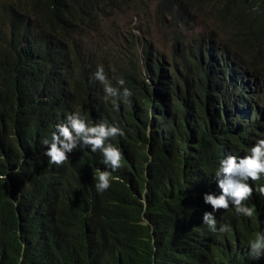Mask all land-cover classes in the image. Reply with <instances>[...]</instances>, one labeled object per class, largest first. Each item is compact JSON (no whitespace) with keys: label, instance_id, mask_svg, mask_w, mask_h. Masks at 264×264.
<instances>
[{"label":"trees","instance_id":"16d2710c","mask_svg":"<svg viewBox=\"0 0 264 264\" xmlns=\"http://www.w3.org/2000/svg\"><path fill=\"white\" fill-rule=\"evenodd\" d=\"M172 3L159 9L173 16ZM117 4L0 0V264H264L245 250L264 239V195L246 221L218 215L210 193L228 149L264 162L251 145L264 133V39L235 24L226 43L183 37L168 74L139 35L116 33L104 60L81 42ZM98 122L119 126L118 146ZM70 133L90 149L50 166L44 151ZM103 164L120 180L85 193Z\"/></svg>","mask_w":264,"mask_h":264},{"label":"clouds","instance_id":"9594fccd","mask_svg":"<svg viewBox=\"0 0 264 264\" xmlns=\"http://www.w3.org/2000/svg\"><path fill=\"white\" fill-rule=\"evenodd\" d=\"M178 6L171 4L174 7H184L186 9L188 4H192L199 8L197 0H177ZM214 3L216 9V17L224 29H213L212 33L219 41L229 42L234 36L232 27L236 26L240 37L243 40L254 41L255 39H264V0H206ZM218 12L230 15L233 22H230L227 17L221 16ZM207 36L196 37L197 40L207 38ZM233 41V40H231ZM215 49L220 51L219 45H215ZM241 52L240 50H235ZM243 52V51H242ZM244 53V52H243ZM117 90L118 88L115 87ZM106 93L115 94L112 87L106 89ZM145 117V116H143ZM77 118L71 117L70 119ZM125 122V121H124ZM126 123V122H125ZM98 128L104 129L111 133H119L112 139V146H118L117 140L121 134V129L117 124H108L106 122H98ZM131 126L126 125L124 132L130 131ZM261 132L258 130L251 138L253 141ZM72 133L66 136L63 143L54 147L51 151H44L48 153V163L50 166L59 168L69 162L71 157L80 151L90 149L89 146L81 140L73 137ZM150 137V135H148ZM91 140L94 142V135L91 134ZM95 143L105 147L106 141L100 136H97ZM255 148L264 147V133L259 135L251 144ZM228 149V148H227ZM90 151V150H89ZM227 158L224 159V165L228 168L220 170L216 178L211 181V194L213 195L212 203L221 208L216 213L221 215L223 212L232 211L240 218H249L254 213V202L259 200L264 195V162L257 164L253 152L243 154L239 150H233L230 153L226 151ZM231 155V156H230ZM246 157V160L241 158ZM102 170L93 175L89 179L84 189L85 193L90 195H98L102 193L103 197L107 191L113 186L116 181L120 180L118 175L119 170L111 164H103ZM89 181L93 182V186ZM98 192V193H97ZM216 194V196H215ZM91 200V198H89ZM218 220V219H217ZM222 226V225H221ZM229 243V242H223ZM232 246L237 243H230ZM237 248H240L237 244ZM246 251L252 252L256 258L264 253V239L253 243L251 241L245 248Z\"/></svg>","mask_w":264,"mask_h":264},{"label":"rangeland","instance_id":"374dc122","mask_svg":"<svg viewBox=\"0 0 264 264\" xmlns=\"http://www.w3.org/2000/svg\"><path fill=\"white\" fill-rule=\"evenodd\" d=\"M161 1L118 0L117 8L110 12L109 17L85 34V39L81 42L85 51L105 60L110 37L116 36V33L125 36L131 32L146 41L155 55L159 53L163 67L167 68V73L170 74L174 72L171 63L181 58L179 50H174L178 40L184 37L186 41H190L199 36H207L213 29H224L216 17L212 2L197 0L199 8L192 4H188L186 9L174 7L171 16L159 9ZM250 83L255 92L254 81L251 80Z\"/></svg>","mask_w":264,"mask_h":264},{"label":"bare ground","instance_id":"6f19581e","mask_svg":"<svg viewBox=\"0 0 264 264\" xmlns=\"http://www.w3.org/2000/svg\"><path fill=\"white\" fill-rule=\"evenodd\" d=\"M182 17H184V16H182ZM8 33V32H7ZM239 76H240V74H239ZM146 77V76H145ZM246 82V81H245ZM247 83V82H246ZM138 113V112H137ZM250 117V116H249ZM245 119V118H244ZM247 122H248V120H249V118H248V116L246 117V119H245ZM245 129H243V132L242 133H244L245 131H244ZM174 133H176V132H174ZM231 143V141L229 140V142H228V144L225 146L226 147V149H227V147L229 146V144ZM228 148H230V147H228ZM230 149H228V153H230V151H229ZM231 156V155H230ZM215 196H216V194H215ZM214 220V219H213Z\"/></svg>","mask_w":264,"mask_h":264}]
</instances>
